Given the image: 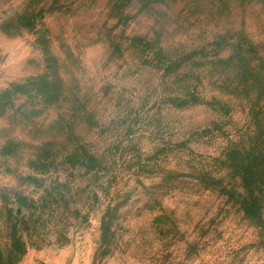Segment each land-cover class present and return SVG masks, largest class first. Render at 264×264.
<instances>
[{
  "label": "rangeland",
  "instance_id": "1",
  "mask_svg": "<svg viewBox=\"0 0 264 264\" xmlns=\"http://www.w3.org/2000/svg\"><path fill=\"white\" fill-rule=\"evenodd\" d=\"M22 84L0 96V264H264L231 193L238 149L264 172V0H0V94Z\"/></svg>",
  "mask_w": 264,
  "mask_h": 264
},
{
  "label": "trees",
  "instance_id": "2",
  "mask_svg": "<svg viewBox=\"0 0 264 264\" xmlns=\"http://www.w3.org/2000/svg\"><path fill=\"white\" fill-rule=\"evenodd\" d=\"M239 58L241 60V63L245 62L248 63V66H250V63L244 56L239 54ZM228 60H226V62ZM28 83L30 84L32 83V81H29ZM25 87L26 84L16 85L13 87V89H8L5 92L1 93L0 96L14 97L15 95H19L21 90ZM237 152V154L241 156L239 166L242 169L240 177L243 183L241 182L242 184L240 188L231 187V193H233V195H235L236 197L240 198L241 205L245 213L252 218H257L264 227V172H262V168L256 165V162L260 158V154L255 151L247 153L245 148L238 149ZM90 157L93 160H96L97 158L95 155L92 154L90 155ZM201 175L208 176L213 185L219 187V189L223 188L224 191H227L229 189L228 186L224 185L222 178H217L214 175L209 174L208 172H206V174ZM19 196L20 199L17 203L20 205L21 210L20 212H18V214L22 213L23 209H28L31 206V204L27 202L28 200L26 196L21 194H19ZM10 215L12 217L14 216V212L11 210V208ZM108 224L106 222L105 216L103 218V230H109ZM13 227L14 231L11 234L10 243L11 253H17L18 251H20L19 253L21 254L25 251V243L21 237H17V225H14ZM2 258H4V254L0 247V261L2 260Z\"/></svg>",
  "mask_w": 264,
  "mask_h": 264
}]
</instances>
